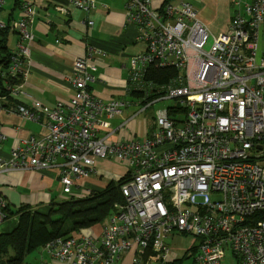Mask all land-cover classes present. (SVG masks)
<instances>
[{"label": "built area", "instance_id": "2783aa9c", "mask_svg": "<svg viewBox=\"0 0 264 264\" xmlns=\"http://www.w3.org/2000/svg\"><path fill=\"white\" fill-rule=\"evenodd\" d=\"M230 1L235 12L229 29L214 35L189 1L162 0L156 8L155 0H126L128 25L144 45L130 57L128 85L147 103L137 115L167 100L178 106L159 109L154 130L143 139L108 141L109 135H102L130 103L104 101L91 91L98 80L94 60L108 55L98 47L89 46L87 55L75 60L67 77L75 94L68 104L55 109L35 104V111L15 107L27 120L44 116L49 132L26 139L9 160L0 158V176L56 170L63 194L75 198L77 180L97 174L98 160L129 167L121 187L124 203L99 231L45 245L52 260L118 264L136 252L133 264L170 263L168 241L184 234L200 241L197 264H264V0ZM99 2L70 0L87 14ZM3 6L0 0V37L11 29L18 42L0 76V103L6 91L31 99L20 86L4 88L1 82L29 72L36 7L25 2L23 17L6 22ZM155 66L178 72L163 91L148 81ZM4 138L0 128V144ZM8 207L0 195V225L8 220Z\"/></svg>", "mask_w": 264, "mask_h": 264}, {"label": "crops", "instance_id": "0c3cea01", "mask_svg": "<svg viewBox=\"0 0 264 264\" xmlns=\"http://www.w3.org/2000/svg\"><path fill=\"white\" fill-rule=\"evenodd\" d=\"M169 1L177 3L182 0ZM185 1L196 7L199 20L214 35L228 31L235 12L230 0ZM25 2L34 3L37 11L32 27L35 39L30 44L29 72L23 78L4 77L1 84L4 88L7 85L20 86L32 98H14L9 96L7 91L3 94L0 103V128L5 138L0 144V158L9 160L12 151L22 146L26 139L39 138L49 132V123L44 116L27 120L15 107L23 105L35 111V104L48 109H55L60 103L68 104L75 91L67 77L72 74L75 60L87 55L89 46L98 47L108 53L104 59L94 60L98 80L90 86L91 91L104 101L125 99L130 103L121 115L110 121V127L103 131L102 135H109L108 141L143 139L149 136L156 123H136L140 116L137 113L143 105V100L136 97L142 93L133 91L128 85L130 57L142 51L144 45L135 41L136 31L128 25L126 0H100L98 7L90 14L71 7L70 0H4L1 16L5 10L6 14L2 18L6 22L20 20L23 17L22 5ZM103 4L109 9H105ZM161 5L162 0H155L156 8ZM59 7L65 8L67 12L59 11ZM90 21L93 22L92 26L89 25ZM1 41L2 47H7V50H0V61H5V64H0L2 77L4 67L8 65V57L4 51L12 54L16 50L18 36L8 29L4 37H0V44ZM97 168V174L86 180H77L76 185L80 191L75 190V199L105 189L111 182L124 177L129 169L124 163L107 160H98ZM0 195L8 202L12 213L22 207L45 212L52 205L70 199L63 194L56 170H16L1 175ZM17 223L16 218H8L1 224L0 233L12 232ZM103 224L84 232L99 231ZM178 236L187 235L176 234L171 239L176 242ZM193 243L195 244L183 256L178 255L175 247L169 245L172 255L171 262L167 264H182L191 252L197 253L200 241L194 238ZM135 257L136 252H130L118 264H133ZM40 264L58 263L42 251Z\"/></svg>", "mask_w": 264, "mask_h": 264}, {"label": "trees", "instance_id": "16d2710c", "mask_svg": "<svg viewBox=\"0 0 264 264\" xmlns=\"http://www.w3.org/2000/svg\"><path fill=\"white\" fill-rule=\"evenodd\" d=\"M6 31L1 33V37H4ZM3 41L0 50H7L6 46L2 47ZM4 54L8 59L11 57L8 51H4ZM1 63L5 64V61H0ZM177 75L175 69L155 66L151 69L149 77L153 80L156 89L163 91L162 87L170 84ZM167 107L172 110L178 108L174 104ZM128 178L129 176L125 175L88 197L70 198L54 204L45 212L22 207L12 213L11 208L8 207L6 209L8 218L17 216L18 223L12 232L0 233V264H26L28 255L40 250L49 242L57 238H70L80 231H89L103 224L116 211L117 206L124 203L121 187Z\"/></svg>", "mask_w": 264, "mask_h": 264}, {"label": "rangeland", "instance_id": "374dc122", "mask_svg": "<svg viewBox=\"0 0 264 264\" xmlns=\"http://www.w3.org/2000/svg\"><path fill=\"white\" fill-rule=\"evenodd\" d=\"M5 14H6V10H5V13L3 15H5ZM262 49H263V46H262V43H261L260 48H259V55H258V61L259 62L261 61ZM148 81H150V82L152 81L151 77L148 78ZM139 97L143 100V105L147 104L146 103V99L144 98L143 95H140V96H138L136 98L140 99ZM172 104H173V101L167 100V101H163V102H160L158 104L153 105L151 109H149L148 111L140 114V116L138 117L136 123H148V122L155 123V117H156L157 111L159 109L165 108V107H167L169 105H172ZM14 218H16V220L18 221V217L17 216H14ZM13 222L15 223V221H13ZM1 231L2 230H1V225H0V232ZM193 240H194V238L191 237V236H178V240L176 242H174L172 239H170L168 241V243H169V245L171 247H175L176 252H178V255L183 256L186 253V251L191 246H193L196 243V242L193 243ZM42 248H44V247H42ZM42 251L43 250H39V251H36V252L28 255L26 257V260H25L26 264H40L41 252ZM45 257L47 259V256H45ZM196 257H197V253H195V252L192 253L191 252L190 255H187V257L185 258V260L183 261L182 264H197L196 261H195ZM150 264H161V262L155 260V261H153ZM164 264H167V263H164Z\"/></svg>", "mask_w": 264, "mask_h": 264}]
</instances>
